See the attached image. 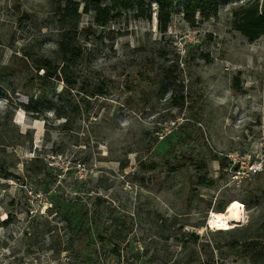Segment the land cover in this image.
Returning <instances> with one entry per match:
<instances>
[{"label": "rangeland", "instance_id": "1", "mask_svg": "<svg viewBox=\"0 0 264 264\" xmlns=\"http://www.w3.org/2000/svg\"><path fill=\"white\" fill-rule=\"evenodd\" d=\"M253 1L188 22L177 0L165 32L154 3L150 19L122 11L106 25L80 5L75 89L58 100L65 84H41L25 53L58 59L71 23L53 0H0V264H264V198L245 200L264 194V33L233 25ZM75 193L92 210L80 232L64 216ZM232 200L240 220L219 233L208 218ZM251 239L257 255L230 246Z\"/></svg>", "mask_w": 264, "mask_h": 264}, {"label": "trees", "instance_id": "2", "mask_svg": "<svg viewBox=\"0 0 264 264\" xmlns=\"http://www.w3.org/2000/svg\"><path fill=\"white\" fill-rule=\"evenodd\" d=\"M177 0H53L56 5V10L60 12L62 20L69 24V28L63 30L57 41V51L59 58H52L44 53L37 54L35 57L28 56L25 53V64L28 69H32L34 77L42 81L45 78H54L55 80H60L65 84L64 90L57 94L58 100L62 95H69L72 89H75V81L72 79L71 73L72 68L75 63L81 58L82 52L78 47L74 45V28L76 27L75 21L79 14L78 10L80 5H82V10L85 13H93V20L99 25H106L112 18L120 14L122 11H135L137 17L150 19L151 17V4L157 5V22L160 30L165 32L172 15V7ZM223 0H183L182 2V12L183 17L186 21L192 22L194 20V15L196 12L200 13L204 17H208L215 14L218 5ZM233 25L235 29L240 31L249 40H254L258 38L262 33H264V0L259 2L254 0L245 7L236 10L233 14ZM42 70V73H39ZM33 80V79H31ZM237 80V79H235ZM237 81H235V84ZM101 91L98 87H94L90 91V96L101 95ZM49 99H43L41 103L43 107L50 104ZM38 101L32 97L24 104V109L29 113L31 117L37 118ZM70 107L68 100L64 98V103L60 104L54 108V113L57 118H64L62 122V128H65L69 116L67 112L65 113L64 108ZM36 158H34L35 160ZM264 171V165L258 170H254V174H259ZM201 184L205 183L201 179ZM256 191H259V187H255L252 190H248L245 193V200L247 204H259V199L264 198V194L258 195ZM86 193V192H85ZM82 193H75L70 199L71 204L66 206L64 211V216L68 220L70 227H73L77 232L85 230L90 226L88 222L92 210L90 212L88 202L82 203ZM87 194V193H86ZM89 196V195H88ZM96 199H99L97 197ZM98 205H100L98 203ZM223 210V209H222ZM90 213V214H89ZM74 218V219H73ZM100 217V214L98 215ZM110 219L115 220V217H110ZM98 223H95L97 225ZM234 230H218L219 233H231ZM189 237L197 239L198 236L191 232L188 234ZM101 241H113L114 247L117 245L116 241L119 237L109 236L103 237L98 235ZM259 241L256 239L251 240H233L230 242V246H240L242 249L248 250L247 252L255 253L257 255L260 252L258 246ZM254 255V256H255Z\"/></svg>", "mask_w": 264, "mask_h": 264}, {"label": "bare ground", "instance_id": "3", "mask_svg": "<svg viewBox=\"0 0 264 264\" xmlns=\"http://www.w3.org/2000/svg\"><path fill=\"white\" fill-rule=\"evenodd\" d=\"M242 203L238 200L230 201L223 211H212L208 218V225L213 229H227L229 222L239 221ZM243 214V213H242Z\"/></svg>", "mask_w": 264, "mask_h": 264}]
</instances>
